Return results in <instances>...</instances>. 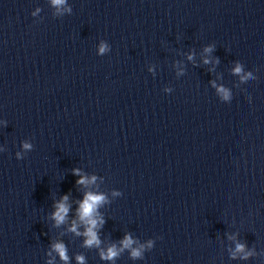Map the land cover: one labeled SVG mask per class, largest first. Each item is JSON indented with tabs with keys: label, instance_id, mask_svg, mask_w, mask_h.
<instances>
[{
	"label": "clouds",
	"instance_id": "9594fccd",
	"mask_svg": "<svg viewBox=\"0 0 264 264\" xmlns=\"http://www.w3.org/2000/svg\"><path fill=\"white\" fill-rule=\"evenodd\" d=\"M53 5L55 6H62L65 5L66 0H52ZM69 12H71V9H68ZM107 50V45H105L103 42L100 44L99 52L103 54ZM205 52L212 51L211 47H207L204 49ZM192 57L189 56V59ZM208 60H205V63H208ZM233 72L235 74H240L242 72V67L240 64H237L236 67L233 69ZM251 78V73H248L246 75L241 76V80H247ZM217 92L221 95V97L224 100H228L230 98V92L228 89L224 87H218ZM24 149L30 150L32 145L29 143L23 144ZM20 154L17 153V158H19ZM74 175H80L79 169H73ZM96 180V177L93 176L90 179L81 176L80 179L76 181L77 184L80 185H88L91 183H94ZM119 192H114L113 195H119ZM68 196L65 195L61 198L60 201L56 202L55 204V212L52 214V219L55 221L56 226H59L63 224L67 218L68 212H69V205L67 204ZM106 196L104 194H97L94 192H86L84 195V198L81 202H79V208L77 210V216L80 222L86 225V231L83 233L84 236L87 237L85 240V246L87 247H99L101 241L98 237L96 229L103 225L104 220L100 216L98 212V208L105 203ZM72 232H76L77 235H80L77 231V224L75 221L72 223V227L69 229ZM134 241L131 239L130 236L126 235L124 239L121 241V248H117L116 245H112L107 249V251L101 250V258L105 260H113L116 258L121 251L124 249H131V256L133 258H139L142 255V248H132ZM149 247H151V242H149ZM52 248L55 252H57L61 258V260L65 261L67 264V261L69 259L67 255L66 247L63 243H56L52 245ZM235 253H244L243 257L244 259H247L249 256L252 255L251 252H245V246L243 244H236ZM235 253H233V256L235 257ZM50 255V253H49ZM78 264H84V257L83 256H77ZM51 264V262H49Z\"/></svg>",
	"mask_w": 264,
	"mask_h": 264
}]
</instances>
